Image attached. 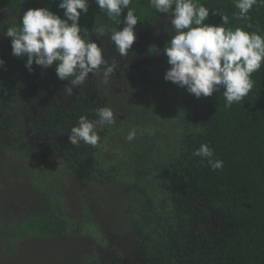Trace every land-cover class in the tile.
Instances as JSON below:
<instances>
[{"label":"trees","instance_id":"trees-1","mask_svg":"<svg viewBox=\"0 0 264 264\" xmlns=\"http://www.w3.org/2000/svg\"><path fill=\"white\" fill-rule=\"evenodd\" d=\"M13 1L17 0L6 2ZM23 1L28 3L35 0ZM47 1H52L53 5L55 0ZM57 2L59 4L60 0ZM198 2L226 16V28L235 30L240 27L246 32L264 36V2L258 0L242 19L236 18L239 9L235 7V0ZM130 7L135 8L140 19L135 31L166 15L157 13L149 0H133ZM92 13L96 14L92 25L99 24L96 29L117 27L115 21L109 20L105 13H99L94 7V0H90L89 12L80 19L82 28L83 20ZM58 14L64 18L63 10L60 9ZM125 15L126 11L121 20ZM206 23L223 25L222 15L210 12ZM118 27L123 28L124 25ZM86 28L89 30L91 25ZM89 37L94 41L101 34L93 28ZM19 65L18 70L25 67L26 59L19 61ZM252 79L254 92L250 91L239 103L227 107L221 89L207 97L206 106L201 110L202 116L201 111L192 112L194 117L191 119L184 116L178 142L171 148L169 161L164 163L162 152L155 158L154 153L158 152L154 151L155 147L139 149L156 163V170L143 178L148 187L144 193L148 197H145L144 208L135 224L138 229L135 232L143 241L135 264H264V64L252 74ZM6 97L12 101L10 95ZM180 98L178 96L168 105V111L181 105ZM49 108L44 119L47 124L42 130H46L49 135L62 134L68 140L71 128L79 120L78 107L68 113L54 106ZM84 115H89L87 107ZM201 144H208L214 151V159L223 161L222 169L213 170L207 159L193 155ZM78 150L75 148V151ZM137 155L135 158L138 161L142 156ZM82 163L78 159L73 162L76 167ZM91 169L92 166L88 173ZM44 195L48 197L50 192ZM62 208L61 201L54 202V212L39 221L42 226L39 233L49 238H60L73 234V230L77 229L84 240L89 234L91 239L88 240L102 246L108 252L105 255H113V245L117 242L108 240L109 235L99 229V223L93 219L92 213L86 214L84 219H74L71 225L63 219ZM59 218L64 221H59ZM199 220L201 225L210 226L208 231L199 229ZM213 222L214 225H211ZM67 223L69 228L66 232L63 225ZM80 252L84 254L82 263L104 264L94 254L85 256L83 246ZM91 252L95 250L91 249ZM58 259L57 264H65L64 260L70 261L66 256H59ZM77 262L74 264H79ZM111 264L120 263L115 259Z\"/></svg>","mask_w":264,"mask_h":264},{"label":"rangeland","instance_id":"rangeland-1","mask_svg":"<svg viewBox=\"0 0 264 264\" xmlns=\"http://www.w3.org/2000/svg\"><path fill=\"white\" fill-rule=\"evenodd\" d=\"M143 66L144 62L138 60L133 67ZM164 76L162 71H153L148 77L147 72L139 70L138 79L123 75L121 84L111 80L112 77L107 84L103 76L93 80L106 101L103 107L113 109L116 122L105 127L96 146L86 144L87 149L94 150L89 173L71 169L69 165L73 162H68L69 156L61 158L62 147L52 145L50 150V139L41 134L40 120L34 122V110L46 92L34 89L20 93L18 105L0 109V264H57L59 256L70 259L64 260L65 264L76 261L85 264L82 246L85 256L94 254L104 264L115 259L120 264L138 261L136 255L142 250L143 241L135 232L138 230L135 224L148 197L143 178L156 170V163L139 149L155 147L158 152L154 157L162 152L164 163L169 161L171 148L178 142L182 118L191 119L194 117L191 113L200 112L207 102V97L197 99L186 89L166 82ZM50 86L56 89L53 83ZM56 95L60 101L69 102L64 99L65 93L53 94V99ZM178 96L181 107L168 111V105ZM132 129L137 135L129 142L126 137ZM137 154L142 156L138 161ZM45 192L50 195L45 196ZM58 200L63 205V219L71 225L74 219H84L92 213L99 229L109 235L108 240L117 242L112 256L105 255L108 252L102 246L88 240L89 234L84 240L77 229L60 238L39 233L42 229L39 221L54 212V202ZM199 221V229L208 231L210 226ZM63 228L67 232L69 224Z\"/></svg>","mask_w":264,"mask_h":264},{"label":"clouds","instance_id":"clouds-1","mask_svg":"<svg viewBox=\"0 0 264 264\" xmlns=\"http://www.w3.org/2000/svg\"><path fill=\"white\" fill-rule=\"evenodd\" d=\"M133 0H95L101 12L117 27L111 29L109 39L121 56H127L137 41L136 26L140 21ZM264 2V0H259ZM258 0H235L239 9L237 19L247 16ZM157 13L168 14L171 31L170 42L163 49L170 68L164 80L171 82L195 96L211 97L223 90L226 106L242 101L253 89L252 74L264 64V36L246 32L237 27L226 28L228 18L217 10H210L198 0H149ZM59 8L64 18L49 8L29 9L17 23L9 17L6 35L11 38L12 55L27 57L25 67L32 72L33 65L44 69L55 67L61 81H69L63 92L68 96L74 89L84 85L93 76L102 73L105 84L119 67L113 59L105 56V48L89 37L87 28L80 26L82 15H87L90 0H60ZM126 15L121 20L122 14ZM210 12L221 14L223 25L206 23ZM124 27L118 30V26ZM107 35L106 29H95ZM149 51L159 55L160 49L153 45ZM5 61L0 58V69ZM116 122L114 111L105 106L96 109V119L80 116L68 135L72 145L83 142L96 146L102 139L100 133ZM137 132L132 129L126 139L131 142ZM194 156L207 159L213 170L222 169L223 161L214 159V151L208 144H201Z\"/></svg>","mask_w":264,"mask_h":264},{"label":"flooded vegetation","instance_id":"flooded-vegetation-1","mask_svg":"<svg viewBox=\"0 0 264 264\" xmlns=\"http://www.w3.org/2000/svg\"><path fill=\"white\" fill-rule=\"evenodd\" d=\"M6 1L7 0H0V58L5 61V67L0 69V109H4L6 106L10 107L14 104L18 105L19 101L15 100L17 99V96L20 93L22 95V93L28 92L29 90L33 91L35 89V91H42L43 93L46 92L49 94H43L42 98L38 97L40 99V103L34 110V122L35 120L41 119L39 123L41 134H44L48 139H50V150L52 149V145H55L56 147H62L64 154L61 158L69 156L68 162H74L76 159H78L80 162H83L79 167H76L72 163V165H69L71 169L80 168L79 170L75 171H78L79 173L88 172V169L91 167L89 161L92 159L94 150L87 149L86 144L83 142H80L78 145H72L69 139L65 140V136H62V134L49 135L48 132H46V130L43 131L42 128L47 124H45L44 119H46L48 115V110L51 109L49 108L50 106H54L55 108L63 110L66 113L71 112L78 107L77 112L80 113L78 118L84 115L85 109L87 107L89 115L84 116H87L90 120L96 119V109L103 107L106 101L99 93L93 80L102 76V73L95 76L90 73L89 79L86 81V83L79 88L74 89L75 95L68 96L65 93L64 99H67L69 102L64 103L60 101L57 98L58 94L56 95V98L53 99V94L63 92L59 91L58 88L60 86L65 87L69 84V81H61L56 75L55 67L44 69L34 64V70L32 72H29L26 67H20L18 70L17 66H20L19 61L26 59L27 62V57L13 56L11 38L3 35V33H6L7 27L11 26L8 23L9 17H15L18 23L24 12L29 9L38 8H49L54 13L58 14V11L60 10L59 4L57 0L53 1L54 6L52 5V1L47 0H35L29 1L28 3L24 2L23 0H17L13 2ZM43 2H45V4ZM48 4L51 5L52 8L49 7ZM94 7L99 13L101 12L99 6L95 4V0ZM95 16L96 14L92 13L89 17L83 20V28H86V26L89 24L91 25V28L88 30L89 32H91L93 28L96 29V27L99 26V24L92 25ZM139 27L141 26L139 25ZM111 29L113 28H106L107 35H101L98 40H94L98 43V45H101L105 48V56L109 62L111 63V61L115 59L119 65L114 74L111 76V80L117 82V84H121V77H123V75L136 80L138 79L139 70L142 72H147L148 77L152 75L153 71H162V74L165 75L166 71L170 68V65L167 62L168 58L164 54L163 49L170 42L171 36L174 35V32L171 31L168 14L162 16L160 20H154L152 24L149 22L145 24V26L136 30L137 41L134 43L132 49L129 50L127 56H121L116 51L115 46L111 43L109 39ZM119 29L122 28L118 27V30ZM153 45L160 49L159 55L153 54L149 51L150 46ZM138 60L139 62H144V66L140 69H135L133 66ZM12 73L13 76H11ZM51 83L55 85L56 89L51 88ZM162 85L163 83H160V86ZM102 90L103 88H100L101 93ZM6 95H10L12 97V101L7 98ZM75 148L80 150L75 151ZM85 150H88V152H85ZM85 163L87 164L83 166Z\"/></svg>","mask_w":264,"mask_h":264},{"label":"water","instance_id":"water-1","mask_svg":"<svg viewBox=\"0 0 264 264\" xmlns=\"http://www.w3.org/2000/svg\"><path fill=\"white\" fill-rule=\"evenodd\" d=\"M251 92H254L253 89L251 90Z\"/></svg>","mask_w":264,"mask_h":264}]
</instances>
